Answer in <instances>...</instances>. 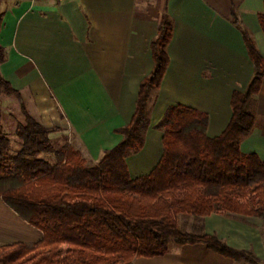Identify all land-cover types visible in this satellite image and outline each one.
I'll return each mask as SVG.
<instances>
[{
	"label": "crops",
	"instance_id": "1",
	"mask_svg": "<svg viewBox=\"0 0 264 264\" xmlns=\"http://www.w3.org/2000/svg\"><path fill=\"white\" fill-rule=\"evenodd\" d=\"M9 1L1 5L0 47L5 62L0 74L19 91L32 119L45 128L60 129L49 139L71 136L83 158L92 162L122 141L114 130L130 122L140 84L153 69L150 44L160 17L166 11L172 19L169 64L144 146L126 159L132 179L149 174L158 164L162 133L154 127L168 107L183 105L206 113L209 138L218 137L228 125L231 95L243 92L253 75L242 35L229 21L232 10L264 57V33L258 23L264 0H21L12 5ZM254 110L256 127L240 151L256 154L264 162V80ZM0 209L4 210L0 245L42 239L39 230L1 200ZM178 222L184 232L214 236L264 264L260 218L214 213L203 218L179 215ZM131 264L247 263L203 244H186L170 245L162 256L138 257Z\"/></svg>",
	"mask_w": 264,
	"mask_h": 264
},
{
	"label": "trees",
	"instance_id": "2",
	"mask_svg": "<svg viewBox=\"0 0 264 264\" xmlns=\"http://www.w3.org/2000/svg\"><path fill=\"white\" fill-rule=\"evenodd\" d=\"M0 0V29L4 10ZM230 23L241 33L253 75L230 98L231 119L215 138L206 135L209 117L196 109L168 107L154 129L162 133V156L149 174L132 179L126 159L144 146L150 114L169 64L173 22L164 11L150 44L153 69L141 82L130 122L118 129L122 141L97 163L52 141L57 127L45 128L24 108L19 91L0 74V97L17 101L24 124L11 153L0 111V200L42 233L38 242L0 245V264H131L138 257L164 255L170 245L203 244L236 261L260 264L251 253L227 247L214 236L184 232L179 215H252L264 220V162L243 154L240 144L256 127L248 111L264 80V57L234 10ZM264 33V12L258 15ZM5 62L0 47V65ZM53 156L54 163L41 158Z\"/></svg>",
	"mask_w": 264,
	"mask_h": 264
},
{
	"label": "rangeland",
	"instance_id": "3",
	"mask_svg": "<svg viewBox=\"0 0 264 264\" xmlns=\"http://www.w3.org/2000/svg\"><path fill=\"white\" fill-rule=\"evenodd\" d=\"M19 1L21 0H10L8 3L9 5H12ZM31 1H36V0H31ZM2 8H3V5H2ZM0 111H1V124L3 127V132L7 135V137L11 141V153L14 154L18 151V149L20 148V144H21L20 140L15 135V131L18 125L24 124V117L17 103L10 101V99H6V97L4 96L0 97ZM248 111L251 114H253V116L255 115L254 114V111H255L254 110V99L251 101ZM255 122H256V118H255ZM65 138L67 139L68 146L77 149L71 136L65 137ZM41 158H43L44 160L48 162L54 163L53 156H42ZM94 163H97V162H94ZM3 212L4 210L0 209V215H2ZM178 223H179V228L181 230H184L180 222Z\"/></svg>",
	"mask_w": 264,
	"mask_h": 264
},
{
	"label": "built area",
	"instance_id": "4",
	"mask_svg": "<svg viewBox=\"0 0 264 264\" xmlns=\"http://www.w3.org/2000/svg\"><path fill=\"white\" fill-rule=\"evenodd\" d=\"M58 1H64V0H58Z\"/></svg>",
	"mask_w": 264,
	"mask_h": 264
}]
</instances>
